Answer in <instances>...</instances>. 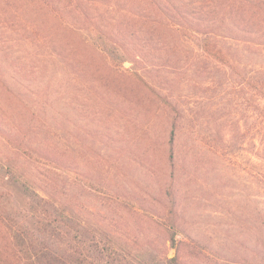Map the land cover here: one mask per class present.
I'll list each match as a JSON object with an SVG mask.
<instances>
[{"label":"rangeland","instance_id":"1","mask_svg":"<svg viewBox=\"0 0 264 264\" xmlns=\"http://www.w3.org/2000/svg\"><path fill=\"white\" fill-rule=\"evenodd\" d=\"M51 1L120 33L129 57L113 65L77 33L52 27L41 0L1 5L0 161L136 249L182 264H264V94L156 10ZM172 1L186 10L190 0ZM219 44L246 73L264 68V50ZM208 130L227 146L208 143ZM171 200L186 235L176 246L160 222ZM15 262L0 222V264Z\"/></svg>","mask_w":264,"mask_h":264},{"label":"trees","instance_id":"2","mask_svg":"<svg viewBox=\"0 0 264 264\" xmlns=\"http://www.w3.org/2000/svg\"><path fill=\"white\" fill-rule=\"evenodd\" d=\"M17 1L0 0V6L9 10ZM41 1L39 8L44 6L51 12L52 27L77 33L113 65L118 66L129 57L120 33L106 31L97 22L74 20L64 15L53 1ZM98 1L123 7L120 0ZM131 4L151 13L158 11L163 15L161 20L177 25L180 33L192 39L207 56L248 80L258 93L264 94V68H253L246 73L228 49L219 44V41L231 42L264 50V0H190L186 10L172 0H142L138 4L130 0L125 6L134 9ZM207 132L202 136L208 143L217 148L227 146L222 138ZM17 146L27 157L39 160L27 148ZM72 174L79 182L98 188L81 174ZM175 216L171 200L160 222L173 246L180 236H186ZM0 222L10 239L14 264H182L178 255L163 259L150 247L136 249L101 226L69 212L54 198L42 195L13 162L0 161Z\"/></svg>","mask_w":264,"mask_h":264}]
</instances>
